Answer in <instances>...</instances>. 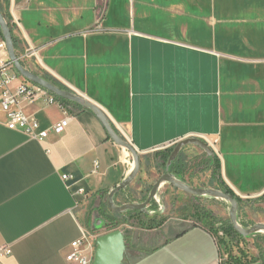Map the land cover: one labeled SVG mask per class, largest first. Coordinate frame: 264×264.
<instances>
[{"label":"crops","instance_id":"1","mask_svg":"<svg viewBox=\"0 0 264 264\" xmlns=\"http://www.w3.org/2000/svg\"><path fill=\"white\" fill-rule=\"evenodd\" d=\"M0 5L17 57L28 52L22 64L97 105L140 156L200 139L214 148L236 196L264 195V0ZM8 58L0 50V62ZM61 103L63 109L45 99L21 104L42 129L69 118L43 141L8 129L0 105V264H77L67 257L80 229L96 239L122 231L124 264H222L220 246L203 226L136 233L87 225L89 205L100 210L134 160L92 111ZM95 248L82 250L94 257ZM249 249L257 260L256 245Z\"/></svg>","mask_w":264,"mask_h":264},{"label":"rangeland","instance_id":"2","mask_svg":"<svg viewBox=\"0 0 264 264\" xmlns=\"http://www.w3.org/2000/svg\"><path fill=\"white\" fill-rule=\"evenodd\" d=\"M3 14L5 13L3 12ZM174 148L162 149L140 156V173L125 192L118 194V202L114 200L116 205L144 203L160 177L173 171L168 156L173 153ZM212 157L210 158L202 149L194 145L182 148L174 163V170L179 172L177 174L179 180L194 188L225 192L226 187L220 172H218L217 161H215V159L218 161L220 159L215 153ZM255 201H241L237 218L243 228H250L258 224L257 222H264V203ZM91 206L89 205L86 220L87 225L89 224L91 228L99 230L102 228V223L106 222L108 224L115 223L116 226L136 233H147L169 225H174L179 229L199 226L202 225L199 220L201 212L211 214L219 222H227L230 221L229 211L231 208L228 201L210 196L193 197L174 188L169 183L162 184L156 199L151 201L144 213L129 211L122 214L123 216L118 215L107 205V202L102 204L100 210L97 207L91 208ZM212 234L220 246L222 264H247L250 260H255L249 249L255 245L260 247L257 260L261 259L262 254L264 255L263 232L249 240L233 233H224L221 230V225L218 224L212 229Z\"/></svg>","mask_w":264,"mask_h":264},{"label":"water","instance_id":"3","mask_svg":"<svg viewBox=\"0 0 264 264\" xmlns=\"http://www.w3.org/2000/svg\"><path fill=\"white\" fill-rule=\"evenodd\" d=\"M0 27L2 32V37L5 41L6 50L9 56L10 61L14 64L15 68L19 72L20 76L27 80L28 82L35 84L50 94L66 100L68 102H72L76 105L81 106L86 110L92 111L103 127L106 129L109 138L118 146L126 149L132 156L134 160V169L131 174L124 179V181L113 189L107 198V205L118 215L129 211H139V212H146V208L150 205L152 200H155L157 194L160 190V187L164 183H169L174 188L190 195L193 197H214L217 199H222L228 201L231 205L229 211V220L233 226L234 231L241 235L244 238H248L253 236L257 233H264V224L258 223L253 225L250 228H243L237 218L238 212V202L235 198L231 195H228L222 191L214 190V189H202V188H194L186 183L182 182L178 178H176L172 173L164 174L160 179L155 183L153 186L149 197L147 200L142 204H124L121 206L116 205L114 201V197L117 193L127 189L136 179L138 174L140 173L141 169V158L137 151L128 143L125 139H123L116 130L112 127L110 122L108 121L105 114L102 110L95 105L94 103L90 102L88 99L83 98L69 90L61 89L60 87L52 84L47 79L33 73L29 69H27L17 57L15 52L14 42L12 38V31L11 28L0 9ZM187 145H194L200 149H202L209 157L214 155V150L204 141L200 139H187L181 141L176 145L174 151L171 156V161L174 160L179 152ZM95 254L93 257L92 264H124V257L126 253L127 243L125 236L122 231L116 230L111 233L99 236L95 241Z\"/></svg>","mask_w":264,"mask_h":264},{"label":"built area","instance_id":"4","mask_svg":"<svg viewBox=\"0 0 264 264\" xmlns=\"http://www.w3.org/2000/svg\"><path fill=\"white\" fill-rule=\"evenodd\" d=\"M0 50L7 51L1 27ZM28 57V52H26L23 58H18L22 63ZM14 82L19 83L15 92L10 89V85ZM57 98L43 88L23 79L9 58L5 62H0V105L2 111L6 114L5 125L8 129L23 132L29 138L38 141L45 140L50 131L56 133L62 132L68 126L69 118H65L49 129H42L40 123L35 118L27 116L21 110L22 103L32 104L36 103L39 99H45L48 105H55L63 109V104ZM67 179L68 176H63V180ZM80 230L81 239L72 245L73 252L67 257V260L77 264H92L93 254H86V251H83L82 247H92L96 241V237L88 231Z\"/></svg>","mask_w":264,"mask_h":264},{"label":"trees","instance_id":"5","mask_svg":"<svg viewBox=\"0 0 264 264\" xmlns=\"http://www.w3.org/2000/svg\"><path fill=\"white\" fill-rule=\"evenodd\" d=\"M0 9H1V5H0ZM4 16H5V18H6L7 22H8V24H9V26H10V28H11L10 18H9V16H8V14L5 13ZM11 31H12V29H11ZM12 38H13V42H14V47L16 48L15 37H14L13 33H12ZM47 80H48L49 82H51L52 84H54V85L60 87L61 89L66 90L65 88H63L62 86L56 84L55 82H53V81H51V80H49V79H47ZM57 99H58L59 101L63 102V103H72V102H68V101H66V100H63V99H61V98H57ZM171 156H172V153H170L169 156H168V160H169V162H170V164H171V170H173L171 173H172L176 178L180 179V178L177 176V174H178L179 172H177L176 170H174V163H175V161H176V158H175L174 160L171 161ZM210 158H213V157H210ZM215 161H217V169H218V172H220V175H221L220 163H219L218 159H217V160L215 159ZM223 184H224V186L226 187V190H225L224 193H226V194H228V195H231L233 198H235V199L237 200V202H238V208H239V206H240L242 200H241L239 197H237V196L233 193V191H231V190L225 185L224 182H223ZM255 202H256V203H264V195H263L261 198L256 199ZM249 203H250V202H249ZM199 220H200V222H201V224H202V225H199V226H203V227H205V228L208 229L211 233H212V229L215 228L218 224H220V225H221V230H222L224 233H233V234H235L236 236L242 237L241 235L237 234V233L234 231L233 226H232V224H231L230 221H227V222H219V221H217V220H216L211 214H209V213H207V212H201L200 215H199ZM238 222H239V220H238ZM102 224H103V227L107 228V230H112V229H114V228L117 227L115 223H113V224H108V223L104 222V223H102ZM239 224L241 225L240 222H239ZM241 226H242V225H241ZM242 227H243V226H242ZM253 236H254V235H253ZM253 236H250V237H248V238H251V237H253ZM242 238H244V237H242ZM256 247H257L258 250H260V247H259L258 245H257ZM260 260H262V261H260ZM260 260H250L247 264H264V255H263V254L261 255V259H260Z\"/></svg>","mask_w":264,"mask_h":264}]
</instances>
